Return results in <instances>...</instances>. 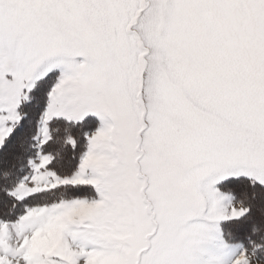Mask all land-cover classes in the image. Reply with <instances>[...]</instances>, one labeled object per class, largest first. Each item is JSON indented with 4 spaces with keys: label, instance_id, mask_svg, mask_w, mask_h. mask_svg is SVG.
<instances>
[{
    "label": "snow or ice",
    "instance_id": "obj_1",
    "mask_svg": "<svg viewBox=\"0 0 264 264\" xmlns=\"http://www.w3.org/2000/svg\"><path fill=\"white\" fill-rule=\"evenodd\" d=\"M0 264H264V0H0Z\"/></svg>",
    "mask_w": 264,
    "mask_h": 264
}]
</instances>
